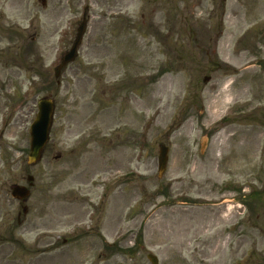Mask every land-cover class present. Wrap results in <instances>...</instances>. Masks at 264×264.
<instances>
[{
	"label": "rangeland",
	"instance_id": "obj_1",
	"mask_svg": "<svg viewBox=\"0 0 264 264\" xmlns=\"http://www.w3.org/2000/svg\"><path fill=\"white\" fill-rule=\"evenodd\" d=\"M51 94V140L30 166ZM28 175L22 203L12 186ZM149 254L264 264V0H0V264Z\"/></svg>",
	"mask_w": 264,
	"mask_h": 264
},
{
	"label": "water",
	"instance_id": "obj_2",
	"mask_svg": "<svg viewBox=\"0 0 264 264\" xmlns=\"http://www.w3.org/2000/svg\"><path fill=\"white\" fill-rule=\"evenodd\" d=\"M45 3V0H44ZM85 22L80 26L79 33L76 37V41L73 44V46L70 49V52L65 56L63 60V66L69 64L72 62L78 52V47L80 46V43L82 42V37L86 31L85 29ZM61 75V67L56 70V77H60ZM39 112L37 114V118L31 125V152L29 155V163L36 164L37 162L41 161L43 156L44 147L48 143L50 137V129L52 127V121L54 118V111H55V105L53 102V99L51 98H43L39 102ZM169 148L167 146H161L160 149V156H159V175H163V173L167 170L168 166V160H169ZM33 176L28 177V181H30V185H33ZM12 195L13 197L19 199V200H27V198L30 197L31 191L26 186H20L15 185L12 188ZM26 211V209H25ZM150 261H152L153 264H158L159 261L157 259L156 255H149Z\"/></svg>",
	"mask_w": 264,
	"mask_h": 264
},
{
	"label": "flooded vegetation",
	"instance_id": "obj_3",
	"mask_svg": "<svg viewBox=\"0 0 264 264\" xmlns=\"http://www.w3.org/2000/svg\"><path fill=\"white\" fill-rule=\"evenodd\" d=\"M69 4V3H68ZM66 7H69V5L68 6H66V5H64L63 6V8H66ZM67 9V8H66ZM71 9V11L73 12L74 10H73V8H70ZM19 37V36H18ZM21 215H20V213H19V215L17 216V220H18V224H20V225H23L22 223H24V221H25V219L24 220H21Z\"/></svg>",
	"mask_w": 264,
	"mask_h": 264
}]
</instances>
